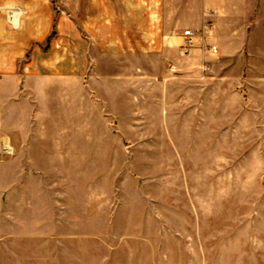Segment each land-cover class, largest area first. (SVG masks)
I'll use <instances>...</instances> for the list:
<instances>
[{
    "label": "rangeland",
    "instance_id": "obj_1",
    "mask_svg": "<svg viewBox=\"0 0 264 264\" xmlns=\"http://www.w3.org/2000/svg\"><path fill=\"white\" fill-rule=\"evenodd\" d=\"M55 31L0 37V264H264V38L207 75L95 53L55 83Z\"/></svg>",
    "mask_w": 264,
    "mask_h": 264
},
{
    "label": "crops",
    "instance_id": "obj_2",
    "mask_svg": "<svg viewBox=\"0 0 264 264\" xmlns=\"http://www.w3.org/2000/svg\"><path fill=\"white\" fill-rule=\"evenodd\" d=\"M54 23V44L64 33H69L71 42L69 60L59 59L44 67L55 83H65L61 81L64 74L70 75L73 83L80 80L74 77L84 70H95V53L107 57L164 56L167 60L176 57L197 65L202 75H207L211 63L226 68L240 62L245 49L252 51L254 39L264 38V0H0V37L4 33H24L31 44L41 45L48 42ZM204 27L210 29L188 55L180 52L184 36L171 38L169 34L195 32ZM80 39L86 47L79 52ZM209 46L217 47L216 55L207 52ZM258 50L264 54L263 48ZM50 51L45 53L60 52L55 48ZM8 54L6 63L13 68L14 53ZM25 68L33 70L34 61ZM222 72L217 73L216 80L226 84L232 78ZM80 97L72 100L73 111L82 109ZM88 100L92 110L94 98L89 99L88 95L89 103Z\"/></svg>",
    "mask_w": 264,
    "mask_h": 264
},
{
    "label": "built area",
    "instance_id": "obj_3",
    "mask_svg": "<svg viewBox=\"0 0 264 264\" xmlns=\"http://www.w3.org/2000/svg\"><path fill=\"white\" fill-rule=\"evenodd\" d=\"M10 19H11V21L13 23V21H14L13 14H12V16H11ZM209 29H210L209 27H205L202 32H198V31H195V32H193V31H186L184 33L185 43H184L183 49H184V53L186 55H188L193 49H195V46H196L195 43H196V41L200 37H202L203 35L207 34L206 31L209 30ZM207 52L209 54L216 55L217 52H218V49H217L216 46H209L207 48Z\"/></svg>",
    "mask_w": 264,
    "mask_h": 264
}]
</instances>
